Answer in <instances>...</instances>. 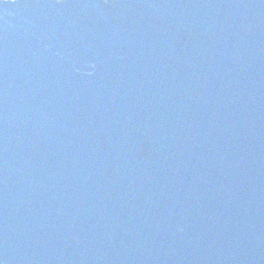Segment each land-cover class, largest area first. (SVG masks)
I'll list each match as a JSON object with an SVG mask.
<instances>
[{
    "label": "water",
    "instance_id": "obj_1",
    "mask_svg": "<svg viewBox=\"0 0 264 264\" xmlns=\"http://www.w3.org/2000/svg\"><path fill=\"white\" fill-rule=\"evenodd\" d=\"M2 264H264V0H0Z\"/></svg>",
    "mask_w": 264,
    "mask_h": 264
},
{
    "label": "snow or ice",
    "instance_id": "obj_2",
    "mask_svg": "<svg viewBox=\"0 0 264 264\" xmlns=\"http://www.w3.org/2000/svg\"><path fill=\"white\" fill-rule=\"evenodd\" d=\"M0 264H2V262H0Z\"/></svg>",
    "mask_w": 264,
    "mask_h": 264
}]
</instances>
